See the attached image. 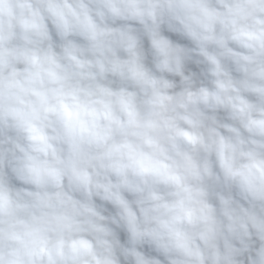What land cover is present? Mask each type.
<instances>
[{"label": "clouds", "instance_id": "clouds-1", "mask_svg": "<svg viewBox=\"0 0 264 264\" xmlns=\"http://www.w3.org/2000/svg\"><path fill=\"white\" fill-rule=\"evenodd\" d=\"M0 264H264V0H0Z\"/></svg>", "mask_w": 264, "mask_h": 264}]
</instances>
